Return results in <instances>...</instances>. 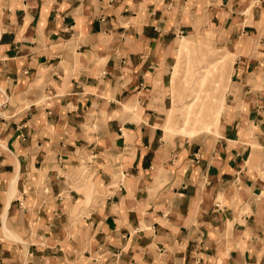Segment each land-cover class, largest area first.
<instances>
[{"label":"crops","instance_id":"crops-1","mask_svg":"<svg viewBox=\"0 0 264 264\" xmlns=\"http://www.w3.org/2000/svg\"><path fill=\"white\" fill-rule=\"evenodd\" d=\"M206 34L217 132L165 134ZM0 264H264V0H0Z\"/></svg>","mask_w":264,"mask_h":264},{"label":"rangeland","instance_id":"rangeland-1","mask_svg":"<svg viewBox=\"0 0 264 264\" xmlns=\"http://www.w3.org/2000/svg\"><path fill=\"white\" fill-rule=\"evenodd\" d=\"M187 39L192 43L187 42L184 36L177 39L169 92L171 107L163 127L164 132L187 136L216 133L219 124L212 118L222 94H225L227 103L232 69L227 65L219 73L217 61L225 57L226 53L214 43L210 34ZM227 55L230 56L229 53ZM216 79L222 87L217 93L211 87Z\"/></svg>","mask_w":264,"mask_h":264},{"label":"bare ground","instance_id":"bare-ground-1","mask_svg":"<svg viewBox=\"0 0 264 264\" xmlns=\"http://www.w3.org/2000/svg\"><path fill=\"white\" fill-rule=\"evenodd\" d=\"M226 53V54H225ZM225 57H222L220 60H218L217 61V63H218V66H219V68H220V70H218L219 71V73L221 74V68L224 70V67L225 66H227V65H229V68L230 69H232V62H233V56L231 57V58H229L230 56H231V54L229 53V55L230 56H228L227 54V52L225 51ZM227 55V56H226ZM226 57H228V58H226ZM217 59H215V61H216ZM220 76H218V78H219ZM217 78V79H218ZM217 79L216 80H214L212 83H211V87H212V89H214V91H215V93H217V92H219V90H221L222 89V87L221 86H219V84L217 83ZM216 81V82H215ZM219 81H221V78L219 79ZM226 86L228 87V84H226ZM227 87H226V89H227ZM219 102H220V104L218 105V107H217V109H216V111L214 112V115H213V118H212V120H214V121H216V123L217 124H219V121H220V116H221V114H222V112H223V110H224V107H225V94H222L221 95V97H220V99H219ZM222 120V119H221Z\"/></svg>","mask_w":264,"mask_h":264}]
</instances>
